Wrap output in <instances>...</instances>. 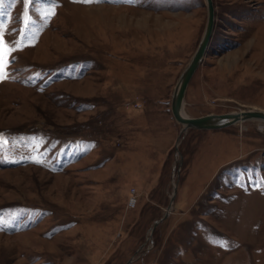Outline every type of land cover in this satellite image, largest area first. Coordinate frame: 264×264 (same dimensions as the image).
Masks as SVG:
<instances>
[{
  "label": "rangeland",
  "instance_id": "obj_1",
  "mask_svg": "<svg viewBox=\"0 0 264 264\" xmlns=\"http://www.w3.org/2000/svg\"><path fill=\"white\" fill-rule=\"evenodd\" d=\"M214 4L184 111H264V0ZM207 20V0L0 3V264H264V120L172 112Z\"/></svg>",
  "mask_w": 264,
  "mask_h": 264
},
{
  "label": "water",
  "instance_id": "obj_2",
  "mask_svg": "<svg viewBox=\"0 0 264 264\" xmlns=\"http://www.w3.org/2000/svg\"><path fill=\"white\" fill-rule=\"evenodd\" d=\"M207 6H208V20H207L205 32L190 63L182 73L181 78L178 84L176 85L172 98V112L175 118L183 124V129H182L183 132H186L190 128L217 129L220 127H225L231 124H235L241 120L244 121L252 118H258L264 120V111L258 109L227 112V113H209L200 116H190L184 111V99H185L187 87L196 69L201 64L208 50L215 28L216 10H215L214 0H207ZM176 191H177V184L175 185L174 194L172 196V201H171L172 203L174 201ZM167 215L168 213H166L165 216L160 220L155 221L153 225V229Z\"/></svg>",
  "mask_w": 264,
  "mask_h": 264
},
{
  "label": "snow or ice",
  "instance_id": "obj_3",
  "mask_svg": "<svg viewBox=\"0 0 264 264\" xmlns=\"http://www.w3.org/2000/svg\"><path fill=\"white\" fill-rule=\"evenodd\" d=\"M82 2L84 3H91L93 2V0H82ZM97 2H99V0H97ZM0 3H3V0H0ZM3 77H0V79H2Z\"/></svg>",
  "mask_w": 264,
  "mask_h": 264
},
{
  "label": "bare ground",
  "instance_id": "obj_4",
  "mask_svg": "<svg viewBox=\"0 0 264 264\" xmlns=\"http://www.w3.org/2000/svg\"><path fill=\"white\" fill-rule=\"evenodd\" d=\"M243 111H245V110H243ZM245 121V120H244ZM239 122H243V120H241V121H239ZM220 128H222V127H220Z\"/></svg>",
  "mask_w": 264,
  "mask_h": 264
}]
</instances>
